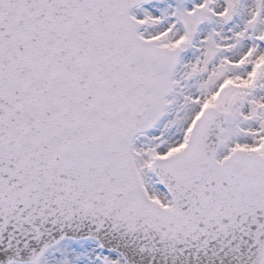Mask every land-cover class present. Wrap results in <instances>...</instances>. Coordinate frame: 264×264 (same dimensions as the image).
Returning a JSON list of instances; mask_svg holds the SVG:
<instances>
[{"label":"snow or ice","instance_id":"snow-or-ice-1","mask_svg":"<svg viewBox=\"0 0 264 264\" xmlns=\"http://www.w3.org/2000/svg\"><path fill=\"white\" fill-rule=\"evenodd\" d=\"M0 264H264V0H0Z\"/></svg>","mask_w":264,"mask_h":264}]
</instances>
